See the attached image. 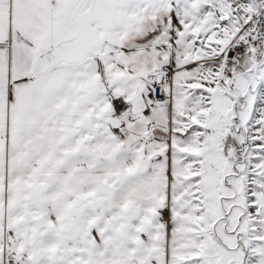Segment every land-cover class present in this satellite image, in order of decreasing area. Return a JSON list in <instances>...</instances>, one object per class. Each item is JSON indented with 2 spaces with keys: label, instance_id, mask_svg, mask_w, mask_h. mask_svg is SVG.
I'll list each match as a JSON object with an SVG mask.
<instances>
[{
  "label": "snow or ice",
  "instance_id": "6c2138e0",
  "mask_svg": "<svg viewBox=\"0 0 264 264\" xmlns=\"http://www.w3.org/2000/svg\"><path fill=\"white\" fill-rule=\"evenodd\" d=\"M0 264H264V0H0Z\"/></svg>",
  "mask_w": 264,
  "mask_h": 264
}]
</instances>
